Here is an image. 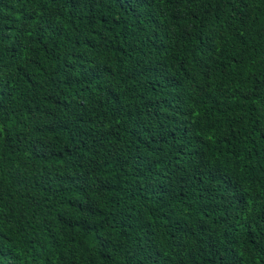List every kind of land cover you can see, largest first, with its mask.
<instances>
[{
  "label": "trees",
  "instance_id": "16d2710c",
  "mask_svg": "<svg viewBox=\"0 0 264 264\" xmlns=\"http://www.w3.org/2000/svg\"><path fill=\"white\" fill-rule=\"evenodd\" d=\"M0 264H264V0H0Z\"/></svg>",
  "mask_w": 264,
  "mask_h": 264
}]
</instances>
